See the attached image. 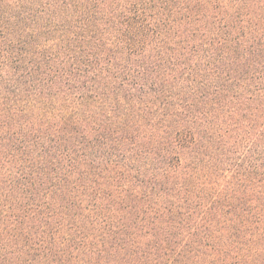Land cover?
<instances>
[{
    "label": "trees",
    "instance_id": "1",
    "mask_svg": "<svg viewBox=\"0 0 264 264\" xmlns=\"http://www.w3.org/2000/svg\"><path fill=\"white\" fill-rule=\"evenodd\" d=\"M0 264H264V0H0Z\"/></svg>",
    "mask_w": 264,
    "mask_h": 264
}]
</instances>
